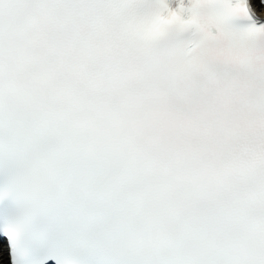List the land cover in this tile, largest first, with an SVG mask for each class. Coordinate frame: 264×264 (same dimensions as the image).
<instances>
[{
    "label": "snow or ice",
    "instance_id": "6c2138e0",
    "mask_svg": "<svg viewBox=\"0 0 264 264\" xmlns=\"http://www.w3.org/2000/svg\"><path fill=\"white\" fill-rule=\"evenodd\" d=\"M0 264H264V0H0Z\"/></svg>",
    "mask_w": 264,
    "mask_h": 264
},
{
    "label": "bare ground",
    "instance_id": "6f19581e",
    "mask_svg": "<svg viewBox=\"0 0 264 264\" xmlns=\"http://www.w3.org/2000/svg\"><path fill=\"white\" fill-rule=\"evenodd\" d=\"M5 257H7L6 254H5Z\"/></svg>",
    "mask_w": 264,
    "mask_h": 264
}]
</instances>
